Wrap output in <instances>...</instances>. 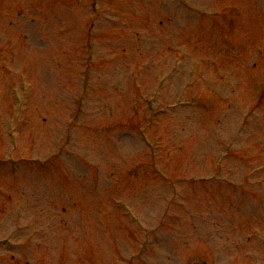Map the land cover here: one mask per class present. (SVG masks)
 Returning a JSON list of instances; mask_svg holds the SVG:
<instances>
[{"label": "rangeland", "instance_id": "1", "mask_svg": "<svg viewBox=\"0 0 264 264\" xmlns=\"http://www.w3.org/2000/svg\"><path fill=\"white\" fill-rule=\"evenodd\" d=\"M0 264H264V0H0Z\"/></svg>", "mask_w": 264, "mask_h": 264}]
</instances>
